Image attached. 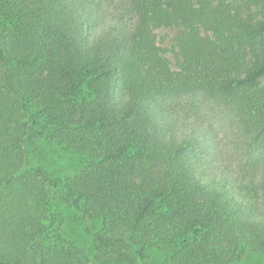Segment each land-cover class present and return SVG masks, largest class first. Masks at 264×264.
<instances>
[{
  "label": "trees",
  "instance_id": "1",
  "mask_svg": "<svg viewBox=\"0 0 264 264\" xmlns=\"http://www.w3.org/2000/svg\"><path fill=\"white\" fill-rule=\"evenodd\" d=\"M104 1L0 0V264L264 254V168L219 169L180 109L217 105L264 164V0Z\"/></svg>",
  "mask_w": 264,
  "mask_h": 264
},
{
  "label": "rangeland",
  "instance_id": "2",
  "mask_svg": "<svg viewBox=\"0 0 264 264\" xmlns=\"http://www.w3.org/2000/svg\"><path fill=\"white\" fill-rule=\"evenodd\" d=\"M104 8L106 18L109 20L124 19L127 21L131 19V15L126 11L122 0H105ZM156 34L159 44L165 49L174 69H177L179 65L176 47L178 29L160 27L156 29ZM195 100H198L199 108L187 110L180 107L185 114L182 117L186 124L201 130L200 135L209 137L211 143L208 153L213 157L218 168L224 170L225 173H238L246 167L256 165L262 171L264 168L262 161L254 160L247 154L246 144L234 118L222 111L217 105L209 103L206 98L199 97ZM185 101L186 99L182 98V102L185 103ZM219 177L221 178L222 175ZM63 228L66 229L67 237L80 240L81 244H86L89 241L87 235L80 233L79 226L73 218L71 221L68 220ZM238 264H264V254L247 251Z\"/></svg>",
  "mask_w": 264,
  "mask_h": 264
}]
</instances>
